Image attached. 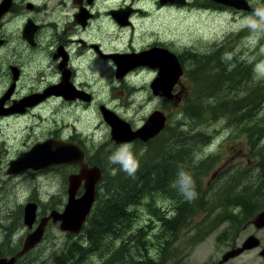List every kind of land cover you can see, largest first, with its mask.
Returning <instances> with one entry per match:
<instances>
[{"label":"flooded vegetation","instance_id":"1","mask_svg":"<svg viewBox=\"0 0 264 264\" xmlns=\"http://www.w3.org/2000/svg\"><path fill=\"white\" fill-rule=\"evenodd\" d=\"M245 1L249 5L248 10L215 0H0V181L5 178H26L24 180L32 181L30 178L53 174L50 176L61 183L65 196L69 177L80 171L77 164L11 170L12 163L21 154L47 140L79 145L85 153L84 161L87 165L100 169L101 181L104 172L97 154L89 150L87 144L71 131L66 130L69 125L73 128L74 106L82 110L92 107L98 117H102L101 106L114 112L107 103L128 97L129 91L132 94L135 90L132 79L137 82L147 80V84L138 89L145 101H169L168 96L155 93L151 87V82L158 74L156 66L146 63L134 65L128 61L121 73L117 70V62L122 60L121 56L154 49L173 53L182 68L175 88L182 84L185 62L174 45L170 44L171 19L179 17L182 8L191 4L198 6L196 10L206 13L217 11L221 15L234 14L238 17L259 14L260 17L257 6L264 4V0ZM260 19L264 22L261 17ZM117 58L120 59L117 61ZM160 62L157 58V64ZM100 76L105 82H109V86L117 88V93L112 90L102 92L100 88L105 87V82L99 81ZM61 117L69 118V124L64 123ZM59 120L62 121L61 124ZM100 121L103 123L101 119ZM128 123L132 129H136ZM106 138H110V135ZM129 142L141 140L135 138ZM100 181L96 185V196ZM82 192L81 184L77 194L80 196ZM35 197L37 194L33 191L32 196L20 208L22 225L26 228L24 237L21 241L19 239L18 244L11 246L12 241L7 234L5 237L0 236V257L15 255L27 234L38 226L43 217L52 210L62 211L61 207L65 206L56 190L45 203L40 204ZM27 203L35 204V220L31 227L23 221ZM261 210L264 209L253 210V216L244 220L246 224H243L245 227L253 226L256 233L264 228H257L252 222ZM52 223L58 224L52 219L46 221L42 238ZM251 234L255 235L250 233L247 236ZM246 237L239 242H231L230 248L242 245ZM259 246L244 250L222 264ZM263 249L262 247L258 251L260 257H264L260 254ZM21 262L22 257L19 256L14 264Z\"/></svg>","mask_w":264,"mask_h":264},{"label":"trees","instance_id":"2","mask_svg":"<svg viewBox=\"0 0 264 264\" xmlns=\"http://www.w3.org/2000/svg\"><path fill=\"white\" fill-rule=\"evenodd\" d=\"M221 49L220 45L208 53L192 55L193 63L184 67L191 81V89L182 105V115L188 122L176 123L170 121V116L167 122L166 117L165 127L158 135L147 142H135L119 160L114 161L111 156L107 160L98 157L100 162L104 160V176L100 182L101 191H97L85 224L78 235L66 233L70 240L44 264H119L114 258L127 247L109 244L108 240L122 237L130 230L137 217L134 208L141 202L161 221L160 231L164 238L181 239L184 228V238L190 241L189 246L205 239L223 222L239 226L253 216V210L264 209V139L262 142L260 139L264 136V119L257 115L264 98V85L259 82L251 86L245 84L246 79L251 78L250 64L234 61L228 68L222 61ZM184 57L189 59L187 55ZM238 89L246 91L238 94ZM222 117L241 132L251 147L250 155L257 157L251 168L255 170L254 174L244 170L237 161L218 176L212 174L211 179L205 180L216 158L212 154L200 155L211 137L205 130L208 124ZM195 125L201 126V130H194ZM166 129L169 133L167 142L163 134ZM124 163L136 168L134 175L124 170ZM228 191L230 194L224 199L212 203L215 194ZM157 199L171 203L174 209L171 217H163L164 212L157 208ZM233 205L240 210L228 209ZM245 209L248 210L243 214ZM199 212H204L206 217L197 222L188 236L189 224ZM145 234L142 228L137 231L134 237L137 247L150 243ZM178 242L183 244L181 240ZM151 245L165 249L170 243L160 241ZM28 254L29 251L21 256V264H25ZM94 256L102 261L97 262ZM147 262L154 264L150 260Z\"/></svg>","mask_w":264,"mask_h":264},{"label":"rangeland","instance_id":"3","mask_svg":"<svg viewBox=\"0 0 264 264\" xmlns=\"http://www.w3.org/2000/svg\"><path fill=\"white\" fill-rule=\"evenodd\" d=\"M197 7V5L191 4L182 8L179 17L174 16L170 21V44H173L175 49L181 54L180 58L187 55L189 59L183 58L184 62H186L184 63L185 66L190 67L193 63L191 59L192 55L208 53L210 50L221 45V51L224 55L221 58L224 64L228 65V68L233 65L234 61H245L250 64L251 78L246 79L245 84L251 86L252 83L259 82L261 85H264V22H261L260 19L261 17L262 21H264V4L257 6L260 17L259 14H246L238 17L234 14L231 16L221 15L217 11L206 13L202 10H196L198 9ZM201 7L205 9L204 6ZM109 40L112 41V39ZM184 75L181 80L182 84L177 85L171 91L173 95L180 94V100L177 102V105H173L172 102L175 101L170 98L169 101L165 102L145 101L138 89L142 85L147 84V80L144 82L143 80H139L137 82L136 79H132L135 89L132 94H129V91L128 97L114 99L107 104L119 117L124 118L136 128L142 126L147 117L154 111L165 112L167 122L170 116V121L186 123L188 120L182 115V105L189 93V89H191V81L186 73ZM143 77H145V73ZM233 79H235L233 81H236V78ZM99 81L105 82L102 76L99 77ZM104 86V88H100L102 92L106 93L107 90H112L117 93V88L109 86L108 81L105 82ZM244 91L246 90L238 89L237 93L243 94ZM257 115L264 119V98L260 102ZM77 116L83 119L79 120ZM61 119L64 123L69 124V118L61 117ZM100 119L103 123H101ZM61 122L59 120L60 124ZM72 123L73 128L67 125L66 130L71 131L74 136L80 138L83 143H86L89 150L97 154V158L100 157L107 160L109 156L112 158L120 157L123 154H127L135 144L124 142L117 145L112 142L113 140H110L111 138H106V136L110 135V127L102 117H98L95 114L92 107L82 110L74 106ZM233 127L235 126L228 125L224 117L219 118L217 122H211L206 127L205 132L211 134V137L202 148L200 155L201 157H206L212 154L216 158L212 167L205 175V180L211 179L212 174L218 176L226 166L237 161L241 162L244 170H247L248 173L249 171L253 172L254 174L255 170L251 168L255 164L257 157L250 155L251 147L246 138ZM192 128L194 130H201L202 127L195 125ZM165 131L163 134L165 133L164 139L167 142L169 133L168 130ZM260 139L262 142L264 136ZM103 165L104 160L101 161L100 167L103 168ZM242 167L239 165V168ZM50 175L53 174L30 178L32 181L24 180L26 178L22 180L5 178L0 181V236L5 237V234H7L8 239L13 242L10 243L11 246L14 243L18 244L19 239L21 241L25 235L26 228L22 225L20 208L21 206L23 207L29 196H32L33 191L36 192L37 197L35 198L40 204L47 202L49 196L55 190L57 195L63 198L64 204L66 203L67 192L64 196L61 183ZM239 182H244V179L243 181L239 180ZM101 186L99 187V191H101ZM234 191L236 192V190ZM228 194H230L229 191L215 194L212 203L221 201ZM76 196L79 195L76 194ZM157 200L159 205L157 208L159 210L160 208L162 209L164 212L163 217H171L172 211H174L171 203L164 199ZM61 208L63 209L64 206ZM134 209L137 217L132 223L130 230H127L122 237H113L108 240L109 244H124L127 247V249H121L120 254H117L114 258L119 264H149L147 260H150L154 264H209L220 258L221 254L230 248L231 242H239L250 233L255 234L260 239V246L257 249L244 252L239 258L225 264H264V257L258 255V251L262 247L264 248V228L256 233L253 226L248 225L245 227L246 223L244 224V221L240 223V227L235 223L223 222L206 236L205 239L195 245L189 246L190 241L184 238V228L182 229L183 236L181 239L170 240L166 237L164 238L160 231L161 221L146 210L143 202L139 203ZM228 209H231L233 212L240 210L238 206L234 205ZM205 217L206 214L204 212H199L191 220L189 224L190 229L187 232L188 236L192 234L197 222L200 223ZM141 228L146 231L145 238L150 243L137 247V241L134 237ZM80 231L72 235H78ZM69 240L70 238L66 237V233L59 229L57 223L50 224L39 244L29 252L25 264L46 263L47 260L57 255ZM178 240H181L183 244H179ZM160 241L170 243V246L163 249V246L156 248L151 245ZM168 252L172 254L177 252V254L171 255ZM94 259L97 262L102 261L97 256H94Z\"/></svg>","mask_w":264,"mask_h":264},{"label":"water","instance_id":"4","mask_svg":"<svg viewBox=\"0 0 264 264\" xmlns=\"http://www.w3.org/2000/svg\"><path fill=\"white\" fill-rule=\"evenodd\" d=\"M216 1L231 5L238 9H249V5L245 0ZM121 57L122 60L117 62V70L121 71V73L123 72L122 69L124 64L129 62L134 65L146 63L156 66L158 68V74L151 82V87L155 93L168 96L175 101V105L177 104L180 100V94L173 95L171 91L174 85L178 83L179 77L182 74V68L173 53L166 50L154 49L133 55L123 54ZM157 58L161 60L159 64H157ZM119 59L120 58H117V61ZM85 99L88 100V98ZM100 111L102 118L110 127V138L117 144L129 142L135 138L147 140L157 135L165 124V116L160 111L152 112L142 126L136 129H132L127 121L121 119L110 109L101 106ZM84 159L85 153L79 145L61 140L54 143L51 140H47L35 144L30 150L21 154L17 160L12 163L11 170L13 171L26 167L44 168L54 164L61 165L70 163L79 164L80 171L69 177L67 188L68 197L63 210H52L47 216L43 217L38 226L31 233L27 234L21 248L16 254L10 257H0V264H14L17 257L22 256L27 251L34 248L42 239L43 228L48 219L58 222L60 230L72 234H76L82 229L95 200L94 184L100 177L99 168L96 166L91 168L88 167ZM80 182L83 185V192L77 197V188L81 185ZM35 212L34 203H27L25 205L23 221L28 227H31L35 220ZM252 222L257 228L264 227V210L257 213ZM259 244V238L251 234L246 237L242 245L226 249L221 254L220 258L211 264H222L230 258L239 255L244 250L257 247ZM260 254L264 255V249L260 251Z\"/></svg>","mask_w":264,"mask_h":264},{"label":"clouds","instance_id":"5","mask_svg":"<svg viewBox=\"0 0 264 264\" xmlns=\"http://www.w3.org/2000/svg\"><path fill=\"white\" fill-rule=\"evenodd\" d=\"M120 157H114L113 160L116 161V160H119ZM123 167H124V170L129 174V175H134L135 174V171H136V168L133 166V167H130L127 163H124L123 164Z\"/></svg>","mask_w":264,"mask_h":264},{"label":"bare ground","instance_id":"6","mask_svg":"<svg viewBox=\"0 0 264 264\" xmlns=\"http://www.w3.org/2000/svg\"><path fill=\"white\" fill-rule=\"evenodd\" d=\"M84 162H85V161H84ZM85 163H86V162H85ZM70 164H71V163H70ZM86 164H87V163H86ZM77 165H79V164H77ZM79 166H80V165H79ZM87 166H88V165H87ZM88 167H89V166H88ZM93 167H94V166H93ZM90 168H91V167H90ZM99 170H100V169H99ZM100 179H101V171H100V177L98 178L97 182L94 184L95 200H96V185H97V183L100 181ZM81 182H82V181H81ZM81 182H80V184H82ZM100 182H101V181H100ZM79 187H80V185H79ZM79 187H78V188H79ZM78 188H77V189H78ZM95 200H94V203H95ZM66 202H67V201H66ZM94 203H93V204H94ZM65 204H66V203H65ZM92 206H93V205H92ZM91 209H92V208H91ZM90 211H91V210H90ZM89 213H90V212H89ZM88 215H89V214H88ZM88 215H87V217H88ZM87 217H86V219H87ZM85 222H86V221H85ZM68 233H69V232H68ZM69 234H72V233H69Z\"/></svg>","mask_w":264,"mask_h":264}]
</instances>
